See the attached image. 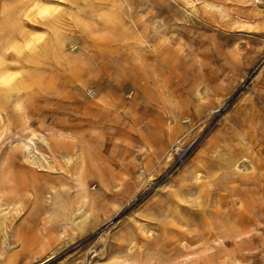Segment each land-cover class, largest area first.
I'll use <instances>...</instances> for the list:
<instances>
[{
  "label": "rangeland",
  "instance_id": "1",
  "mask_svg": "<svg viewBox=\"0 0 264 264\" xmlns=\"http://www.w3.org/2000/svg\"><path fill=\"white\" fill-rule=\"evenodd\" d=\"M1 1L21 7L26 0ZM75 1L86 16L83 26H62L65 52L77 43L76 52L109 79L103 84L128 83L127 73L146 70L159 71L161 82L151 81L133 100L126 97L121 119L104 123L108 181L97 210L73 229L61 216L48 217L58 239L44 249L17 246L12 264H171L177 257H187L184 264H233L235 256L263 264L264 0H187L197 7L193 16L182 7L186 0ZM207 2L219 8L210 10ZM128 86L120 91L124 96L133 91ZM47 95L36 107L28 104L32 129L58 125V111L80 121L82 112L61 102L58 91ZM182 99L193 119L181 129V149L172 152L167 130L177 124L175 102ZM16 112L11 106L10 115ZM86 122L81 129L91 128ZM146 140L166 147L165 153L149 159ZM196 170L206 171L202 182ZM97 184L90 182L91 188ZM1 240L0 264H7L8 245Z\"/></svg>",
  "mask_w": 264,
  "mask_h": 264
},
{
  "label": "bare ground",
  "instance_id": "2",
  "mask_svg": "<svg viewBox=\"0 0 264 264\" xmlns=\"http://www.w3.org/2000/svg\"><path fill=\"white\" fill-rule=\"evenodd\" d=\"M206 6L210 10L219 8L211 2H207ZM182 7L192 16L197 13L196 5L190 1L186 0ZM85 14L86 9L75 0H26L21 7L2 3L0 0V238L2 244L8 245L5 260L7 264H12L16 259L18 253L14 251L17 246L44 249L56 239L48 225V217L61 216L73 229L97 210L96 206L107 180V162L103 154L107 140L104 123H116L121 119L120 110L126 103V97L133 100L140 90L147 91L151 81L161 82L157 74L159 71L146 70L136 74L127 73L131 79L128 83L116 84L111 80L103 84L106 76L104 77L101 70L92 69L89 62L76 52L77 43H72V50L65 52L67 38L61 33L62 26H83ZM144 37L141 35L140 40ZM165 40L164 36L160 38L161 43ZM107 80L109 79L104 81ZM98 82L102 84L101 90L91 89ZM168 82L166 78L164 84ZM127 85L131 86L133 91L124 96L121 90ZM55 91L60 93L61 102L72 104L82 112L80 121L67 119L58 111V125L32 129L28 122V104L36 107L40 98ZM162 93L165 94L164 91ZM175 104L178 112L177 124L167 130L168 144L172 152L181 149V129L193 119L189 114L191 107L188 100L182 99ZM14 105L17 112L15 116H11L10 108ZM84 121L91 124L90 129H81ZM144 144L143 153L149 159L154 152L165 153L164 146H157L149 140ZM167 157V161L172 159V155H166ZM147 161L144 160L143 167L147 165ZM204 172L196 170L193 176L202 182ZM92 179L98 183L94 188L90 186ZM142 229L146 230L144 226ZM148 230L153 232L151 226ZM217 240L222 238L217 237ZM182 244L187 247V242ZM135 246L134 241L129 247L131 253ZM210 256L207 254V257ZM186 258H172L170 262L184 264L188 261ZM230 260L233 264L251 263L239 256Z\"/></svg>",
  "mask_w": 264,
  "mask_h": 264
}]
</instances>
